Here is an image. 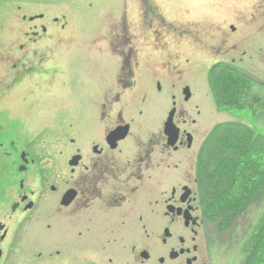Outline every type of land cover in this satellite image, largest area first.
<instances>
[{"label": "flooded vegetation", "instance_id": "af4514ba", "mask_svg": "<svg viewBox=\"0 0 264 264\" xmlns=\"http://www.w3.org/2000/svg\"><path fill=\"white\" fill-rule=\"evenodd\" d=\"M40 5L20 0L19 33L0 56V101L11 96L0 110V264H211L197 179L200 100L184 92V69L170 58L177 54L151 60L167 19L151 0H125L122 8L135 5L141 17L138 46L126 10L108 19L107 33L91 35L96 21L86 17L88 41L99 37L103 48L75 45L65 70L46 64V51L65 39L70 21ZM257 30L264 74V12ZM59 72L65 90L40 98L34 80ZM43 103L46 121L37 117ZM27 119L29 127L64 130L67 140L40 155Z\"/></svg>", "mask_w": 264, "mask_h": 264}, {"label": "rangeland", "instance_id": "374dc122", "mask_svg": "<svg viewBox=\"0 0 264 264\" xmlns=\"http://www.w3.org/2000/svg\"><path fill=\"white\" fill-rule=\"evenodd\" d=\"M124 1L41 0V5L38 8L40 11L50 16L65 14L70 21L67 32L63 33L65 39L55 45L52 52L46 51L49 56V61L46 64L63 67L67 70L69 68H65V65H69L72 60L71 54L75 45L90 51L93 47H96L95 50L99 47L103 48L104 43L99 37L96 39L93 36L88 41L90 36H87L83 29L87 30L91 26L86 25L84 21L86 17L96 21V25L93 26L95 31L93 30L91 35L99 32L107 33L103 29L109 28L108 19L124 17L122 13L126 10L130 22L129 28L137 27L139 29L138 32H135L138 34L135 35L134 43L138 46L143 45L145 42L142 41L141 34L143 31L140 30L142 26L138 9L135 5L131 9L129 7L127 9L122 8ZM151 1L158 6L157 11L162 12L167 19L162 35L164 38L163 48L162 50H153L151 46L150 49L153 50L151 60H159L168 54L178 55L175 59L170 58L176 60L175 63L184 69L186 80L183 79L182 82L187 83L190 91L200 100L202 137H199V140L207 135L213 125L225 121L244 123L264 136V74H261L257 56L259 54L257 51L259 43L257 29L261 23V13L264 12L263 0ZM116 2H120V7L117 6ZM19 3L20 0H0V56L7 49L4 45L11 43L19 33L18 14L20 12L17 10ZM80 19H83L82 24ZM133 22L136 24L134 25ZM231 24L235 26L234 31L230 29ZM96 28L102 31H96ZM169 29L171 30L170 35H167ZM249 33L252 41H248V39L245 41L244 38ZM253 40L256 42L253 43ZM93 44L96 45L93 46ZM243 50L246 51L245 56L240 55ZM248 55L252 58H249ZM240 57H243L242 60H239ZM186 58L189 60L187 63L184 62ZM232 58H234L236 66L245 70V75L250 77L251 84L244 105H242V101L238 108H225L218 106L214 101L208 83V72L218 61L232 63ZM82 59L81 56H77L75 59L77 62L74 64L77 71L76 75L81 82L84 81L83 76L86 74V70L85 74L83 73ZM95 59L92 55L89 56L91 69H93L92 62ZM65 76L67 74L59 72L57 75L53 73L46 78L37 77L34 80L37 95L45 99L55 90L57 94L58 91L65 90ZM10 97L6 96L0 101V110L8 105ZM49 107L48 104H41V112L37 114V117H42L46 121L47 115L45 113ZM141 119L140 116L136 117V120L141 121ZM42 124L45 123L41 122V126ZM29 125L30 121L28 120L27 138L31 139L30 143L40 155H52L53 144L57 140L62 143L67 140L64 130L53 132L45 128L41 129L40 126L34 127V124L30 127ZM53 133L57 134V137ZM14 172L11 167L12 178L15 176ZM261 213L262 205L253 204L225 227L221 225L218 217L213 216V212L209 216L205 215L207 219L206 230L210 236L211 264H244L245 255L242 252V245L253 230Z\"/></svg>", "mask_w": 264, "mask_h": 264}, {"label": "trees", "instance_id": "16d2710c", "mask_svg": "<svg viewBox=\"0 0 264 264\" xmlns=\"http://www.w3.org/2000/svg\"><path fill=\"white\" fill-rule=\"evenodd\" d=\"M245 74L227 62H217L209 69L208 83L218 106L245 104L251 84ZM197 179L203 214L213 212L223 227L251 205H262L242 252L244 264H264V136L241 122L213 125L198 153Z\"/></svg>", "mask_w": 264, "mask_h": 264}, {"label": "water", "instance_id": "95a60500", "mask_svg": "<svg viewBox=\"0 0 264 264\" xmlns=\"http://www.w3.org/2000/svg\"><path fill=\"white\" fill-rule=\"evenodd\" d=\"M230 28H231V30H234V26H230ZM184 92L186 93V95H188V93H189V88L186 87V88L184 89Z\"/></svg>", "mask_w": 264, "mask_h": 264}]
</instances>
